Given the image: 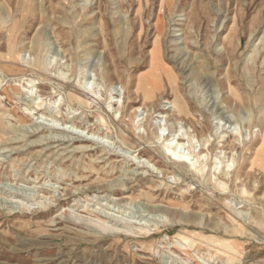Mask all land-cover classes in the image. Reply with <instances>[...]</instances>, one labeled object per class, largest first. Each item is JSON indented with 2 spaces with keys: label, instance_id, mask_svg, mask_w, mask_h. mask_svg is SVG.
I'll list each match as a JSON object with an SVG mask.
<instances>
[{
  "label": "rangeland",
  "instance_id": "rangeland-1",
  "mask_svg": "<svg viewBox=\"0 0 264 264\" xmlns=\"http://www.w3.org/2000/svg\"><path fill=\"white\" fill-rule=\"evenodd\" d=\"M0 30V264H264V0H0ZM155 46L180 115L135 91ZM179 133L210 183L162 158Z\"/></svg>",
  "mask_w": 264,
  "mask_h": 264
},
{
  "label": "bare ground",
  "instance_id": "bare-ground-1",
  "mask_svg": "<svg viewBox=\"0 0 264 264\" xmlns=\"http://www.w3.org/2000/svg\"><path fill=\"white\" fill-rule=\"evenodd\" d=\"M1 31V30H0ZM15 32V31H14ZM11 32V35L13 34V41L12 43L8 46V53H4L1 52L3 46L1 44L0 46V63H2V65H0V68H5L6 69V73L7 74H11L14 73L15 69L13 66H11L10 64H14L13 62L18 59L16 57V51L14 50V38L15 35L17 34ZM158 40H155V43H157ZM37 47V46H36ZM156 47V51L155 53H153L152 57L150 58V72L148 74H146L145 76H137V86H136V92H141L143 95V99L144 102L146 100H153V96L151 97V91L152 89H157L158 93L162 94V92H164V89L167 88L168 91L174 95L175 98L180 99L181 104L179 103V101L173 100L172 102H170V107L173 111H175V113L177 115H180L183 113V109H181L182 106L185 107V103L183 102V100L181 98H183L182 94L179 93V86L177 83V78H175V71L170 68L168 66V64L162 60V58L160 57V48L159 46H155ZM161 47V46H160ZM33 49V48H32ZM162 50V49H161ZM38 53V52H37ZM39 54V53H38ZM39 56V55H38ZM230 57V54L227 55ZM228 57V60L230 59ZM15 66H17V64H14ZM2 80H0V85L2 84L1 82ZM227 85L230 86V80L226 81ZM30 97L32 95V93L34 92V96L35 99L33 100L34 102L38 101L36 104H34L33 107L39 108L40 106H42L44 104V101H42V99L44 98L45 94H36L37 93V89L34 90V86H30ZM34 90V91H33ZM39 92V91H38ZM28 94V93H27ZM160 94V95H161ZM68 98V105H72L73 103L76 104H82V102L75 96H73L72 94H68L66 96ZM115 103V102H114ZM165 104H168L167 101L163 102ZM85 107H87L85 104ZM120 107H117V109H119ZM124 107H121L120 110L123 111ZM143 109V108H142ZM31 110V109H28ZM32 111V110H31ZM134 112H132V121L134 119L137 118V111L136 109L133 110ZM186 113L188 114V110L186 109ZM31 115V114H30ZM163 116V115H162ZM24 122V121H22ZM133 123V122H132ZM134 125V124H132ZM44 130H54L49 129L48 127L43 128ZM161 130V129H160ZM180 132V131H179ZM177 133V132H176ZM6 134V130L2 129L0 127V138L3 139V137ZM182 136V135H181ZM180 133L178 134H174L172 136V138L168 139V136L166 135L165 137L163 136L162 138V146H161V154H162V158H167L168 161H170L169 163L175 165V166H181L184 169V173H185V177L191 178L192 180L194 179L195 181H199V179L201 180H205L207 183H210L211 180L210 178H208V175H205V170L206 167H208V156L207 153H209L210 151V147L211 145H209V141L204 139L203 142L200 144L199 141L197 140V142L200 144L199 146H201V148L199 149L200 151H196V153H194V149L192 146L195 145V141H193V138H187V143L183 141L184 137H181ZM156 139L159 141L160 137L158 135L155 136ZM262 139V144L264 143V136L261 137ZM78 143H84V142H91L92 140L89 138H81L78 137ZM161 141V140H160ZM194 144V145H193ZM208 144V145H207ZM82 146V145H80ZM196 147V146H195ZM223 147V145L221 146ZM80 150H83V147H79ZM218 149V147H217ZM228 149L229 151H233L236 149V145L235 143L233 144H229L228 145ZM216 150V149H215ZM219 150V149H218ZM202 151H206V153H203ZM225 153L224 149L223 150H219L218 152H215L214 154V160H217V163H214L215 165H221L222 163H224V166H220V171H219V175L221 174L220 178H217L216 181L214 182V185L220 189H222V191H227V183L229 181L228 175V169H229V165L228 163H230L228 160L227 162H222L221 158L225 157ZM222 154V156H221ZM228 154V153H227ZM226 154V155H227ZM209 155V154H208ZM231 158V157H230ZM230 160V159H229ZM217 168H215L214 170H216ZM226 169V170H225ZM217 171V170H216ZM215 171H214V175H215ZM161 174V173H160ZM205 175V176H204ZM182 182H185V180H182ZM213 185V188H214ZM45 196V195H44ZM48 198V197H47ZM169 206H173L174 208H177L179 206V211L178 210H174V213H178L180 214L181 212L183 213V211L187 210V206L184 204H174V205H170V203H168ZM181 213V214H182ZM98 230L100 231H104L103 228H99ZM186 240V239H184ZM173 249L176 251L181 250L180 252H185L186 255H191V252H189L187 249L183 250L181 248L178 247V245H176V247Z\"/></svg>",
  "mask_w": 264,
  "mask_h": 264
}]
</instances>
